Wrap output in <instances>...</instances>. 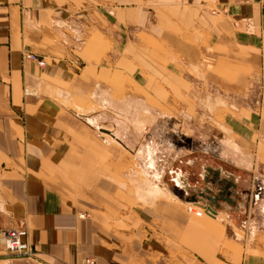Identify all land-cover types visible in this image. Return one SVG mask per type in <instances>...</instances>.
<instances>
[{"label":"crops","instance_id":"obj_1","mask_svg":"<svg viewBox=\"0 0 264 264\" xmlns=\"http://www.w3.org/2000/svg\"><path fill=\"white\" fill-rule=\"evenodd\" d=\"M215 60L236 62L243 90L264 78V0H0V229L25 227L35 253L0 248V264H264L212 222L146 208L128 168L145 115L134 86L185 100L199 83L181 67ZM236 115L228 127L262 167L264 104Z\"/></svg>","mask_w":264,"mask_h":264},{"label":"rangeland","instance_id":"obj_2","mask_svg":"<svg viewBox=\"0 0 264 264\" xmlns=\"http://www.w3.org/2000/svg\"><path fill=\"white\" fill-rule=\"evenodd\" d=\"M152 65L156 69L158 62ZM201 67H181L199 83L190 85L185 100L158 102L134 86V96L145 97L142 112L148 110V115L134 122L135 147L128 155L133 163L128 168L134 172L135 186L145 187L144 171L150 183L163 189L164 195L145 205L166 206V221L171 216L168 208H179L183 218L212 222L232 247L241 241L247 254L264 255V165L257 164L254 150L239 144L227 123L239 109L264 104V78L243 90L236 67L223 68L217 60L208 69ZM100 132L108 139L103 135L107 132ZM137 151L141 155L135 156ZM191 202L214 205L220 217L211 220L187 213ZM168 257L174 259L173 250L166 251Z\"/></svg>","mask_w":264,"mask_h":264},{"label":"built area","instance_id":"obj_3","mask_svg":"<svg viewBox=\"0 0 264 264\" xmlns=\"http://www.w3.org/2000/svg\"><path fill=\"white\" fill-rule=\"evenodd\" d=\"M24 59L36 63V65L40 68L45 65L44 61L40 60L32 53H26L24 55ZM24 94L26 96L31 95L28 93V88L24 89ZM198 205L199 207L196 208L188 204L186 207L187 213L192 214L197 218H201L203 216L212 217L214 215L213 210L216 209L214 205L210 203H198ZM211 205L214 206V209L211 208ZM0 248L8 254L30 260L34 258L35 254L33 246L29 242L28 231L23 226L0 229ZM78 264H95V260L93 258H87L81 260Z\"/></svg>","mask_w":264,"mask_h":264},{"label":"bare ground","instance_id":"obj_4","mask_svg":"<svg viewBox=\"0 0 264 264\" xmlns=\"http://www.w3.org/2000/svg\"><path fill=\"white\" fill-rule=\"evenodd\" d=\"M144 110V109H143ZM148 111V110H147ZM145 111V115H148V112ZM163 115V114H162ZM120 116V115H119ZM125 119V117H124ZM136 121V119H135ZM134 121V122H135ZM90 122L93 124V121L90 120ZM137 124V122L135 123ZM134 125V123H133ZM132 125V126H133ZM137 126V125H136ZM142 127V126H141ZM139 128V127H138ZM141 129V128H140ZM136 131V130H135ZM106 132V131H105ZM140 132V131H139ZM111 133V132H110ZM103 134V133H102ZM105 136H108L110 139H112L113 141H115V138L113 136H110V135H106V134H103ZM120 135L117 133V137H119ZM118 139V138H117ZM117 141V140H116ZM120 145V144H119ZM140 155V152L137 151L135 156H138ZM144 185V184H143ZM162 186V185H161ZM163 187V186H162ZM145 193V198H148V199H153V198H156L158 196H162L164 195V192H163V189H159V187H157V185H155L154 183H150V180L148 179V176L147 174L145 173V192H143V194ZM189 205L191 206H194V207H199L198 203H193L191 202ZM211 208L214 209V206L211 205ZM215 211H217V209H214ZM219 212V211H218ZM207 218H209L208 216H205ZM211 219V218H210Z\"/></svg>","mask_w":264,"mask_h":264},{"label":"water","instance_id":"obj_5","mask_svg":"<svg viewBox=\"0 0 264 264\" xmlns=\"http://www.w3.org/2000/svg\"><path fill=\"white\" fill-rule=\"evenodd\" d=\"M232 187H233V184H232Z\"/></svg>","mask_w":264,"mask_h":264}]
</instances>
